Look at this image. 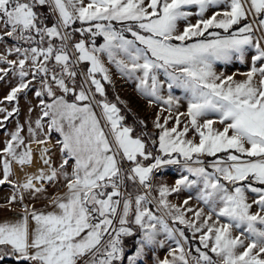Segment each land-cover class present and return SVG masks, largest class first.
Masks as SVG:
<instances>
[{
  "label": "snow or ice",
  "instance_id": "snow-or-ice-1",
  "mask_svg": "<svg viewBox=\"0 0 264 264\" xmlns=\"http://www.w3.org/2000/svg\"><path fill=\"white\" fill-rule=\"evenodd\" d=\"M220 5L227 7L205 18ZM45 7L55 17L51 25L40 11ZM193 15L199 17L194 24ZM97 37L104 41L99 46ZM5 38L14 41L7 51L17 59L0 54V62L10 66L0 68V80L11 72L20 82L4 99L16 101L38 81L35 95L50 102L40 99L36 127L42 129L49 118L48 130L63 137L59 167L52 166L44 148L41 159L49 172L41 169L19 188L35 197L44 189L33 180L54 182L63 176L67 191L53 197L51 211L25 205L18 220L0 223V261L11 256L26 264H120L126 258L139 264L150 246L163 243L157 237L164 233L176 247L169 251L171 259L159 264H189L190 253L181 243L188 238L182 228L169 225L166 215L194 236L200 233L204 250L196 248L195 264H264V0H0V40ZM250 49L253 66L243 81L214 71L218 62L242 60ZM104 55L122 76L138 82L150 103L163 101L169 112L178 106L173 88L184 90L187 111L176 115L174 126L167 127L171 115L161 123L158 114L154 121L160 129L159 154L122 124L116 104L95 100L97 93L105 95L102 80L111 82ZM85 64L90 66L82 70ZM94 101L108 131L93 111ZM0 111L7 112V120L18 109ZM210 114L217 118L208 119ZM181 116L187 119L182 128ZM20 132L18 126L0 150L5 156L0 185L9 181L13 160L32 162L31 148L17 152L23 145ZM189 132L193 139L187 138ZM141 158L154 162L146 166ZM168 165H182L187 174L172 187L160 186L157 208L165 212L156 215L147 206L152 203L148 194L133 197L127 185L138 183L150 193L151 175ZM193 188L207 212L189 208L191 196L180 206L167 199ZM248 191L256 196L251 202ZM23 199L14 193L8 203ZM133 224L140 235L134 254L126 256L124 238L136 236Z\"/></svg>",
  "mask_w": 264,
  "mask_h": 264
},
{
  "label": "rangeland",
  "instance_id": "rangeland-1",
  "mask_svg": "<svg viewBox=\"0 0 264 264\" xmlns=\"http://www.w3.org/2000/svg\"><path fill=\"white\" fill-rule=\"evenodd\" d=\"M87 2V0H85ZM227 6L226 5H220V6H214L213 8H210L205 13V18L210 17L214 11L224 10ZM51 14V13H50ZM53 18V22L55 20V17L51 14ZM199 19L198 16L193 15L189 18V21L191 23H196V20ZM242 23H244L242 21ZM117 28L119 25H116ZM181 30L183 28V22H181ZM222 31V30H221ZM223 34V33H222ZM129 38L130 37V34ZM103 38L97 37L96 44L99 46L102 44ZM14 45V41L11 38H5L4 40H0V54H4L8 56V59H17L16 54L8 53V49H10ZM254 53V49H250L248 53L245 54V57L241 59L233 58L229 62H218L214 65V71L218 75L222 76H233L235 81H243L246 79L245 73L250 71L252 65L251 61V54ZM102 59L105 63V66L109 68V75L111 77V82L104 81L109 84L110 91L114 95V98L117 100V102L120 104L123 112H125V115L129 118H138L139 122L143 121L141 123L143 131H141L140 136L142 139L145 140L147 147L150 151L153 152V155L159 154V132L160 129H157L154 126V121L156 120L157 115L159 114L161 117L160 122H164V117L171 115L173 117L172 120H169L167 127L171 128L175 124V117L179 113H186L187 111V98L186 94L183 89L179 88H173L171 94L174 97L178 98V106L174 105L171 109V112H169L167 105L163 103V101H155L153 100L151 103L149 102V98H146L143 96L137 89V81L135 79H128L127 77L122 76L119 71L116 69L115 65L110 63L107 60L106 55L102 56ZM86 67L90 66L88 64H85ZM260 65L257 64V67ZM10 67L5 62H0V68H8ZM85 67V66H84ZM83 68L82 70L86 69ZM115 73V74H114ZM2 75V74H0ZM97 78L101 79V74H97ZM163 79V77H161ZM29 80L31 77L28 78ZM79 79V78H78ZM257 80L259 77L256 78ZM103 81V80H102ZM20 82V79L17 75L13 73H9L8 75L4 76L3 80H0V109H6L7 111H12L13 108H17L18 112L13 113L11 117H8L7 120L4 119L7 112L6 111H0V150H2L6 146V142L11 139V134L17 130V127L19 126L21 128L20 135L23 138V145L20 146L17 149L18 153H22L28 149V140L36 139V138H42V137H49L53 143H56L54 145V151L48 152L47 156L50 158L52 166L53 167H59L61 160H62V154L59 151L60 145L58 144V141H61L63 137L56 132L55 130L49 131L47 128V123L49 118H44L43 124L44 127L42 129H39L36 127L35 121L41 117V105H40V99H45L46 102H50V98L43 96V97H37L35 95V92L39 90L40 85L38 81H34L32 83V86L22 91L18 94V99L16 101L9 102L5 100L4 98L8 95V93L11 91L13 87L18 86ZM167 88H163L161 91V95L166 99L168 95ZM97 95H95V100H97ZM103 101V100H102ZM93 111L96 113L97 118L100 120L101 126L105 127V131H108V128L106 127V121L103 116L102 108L98 106L95 101L93 102ZM113 104V103H111ZM136 115H135V114ZM208 119H216L215 114H210ZM181 125L182 128L184 123H187V119L185 116H181ZM124 126L132 127L134 129V135H136L137 130L132 124H124ZM29 126L34 130V133L29 132ZM216 128H221L222 126L219 124L214 125ZM47 133V135H45ZM188 139L194 138V133L189 132ZM196 141L198 142V137H196ZM15 143V142H14ZM32 149V162L26 165H34V164H40L43 166H46L45 168L49 169L47 165L43 163V160L41 159L42 150L46 147H51V143L49 141H46L44 144H39L37 142L30 144ZM5 159L4 154L2 151H0V179H3V160ZM211 159V158H207ZM143 161V158H141ZM13 160L12 162H14ZM154 161L149 158L146 161H143V163L147 166L148 164L153 163ZM15 164V168H16ZM127 166V165H126ZM36 168H43V167H35L31 170H35ZM16 170V169H15ZM68 170V167H67ZM16 174V171H15ZM187 173L183 170L182 165H168L165 166L159 170H156L153 172L150 178L151 183V191L150 193L148 190H146L143 186H139L138 184L132 185L134 187V190L137 192L132 193L133 197L138 194H148L149 200L152 201L151 204L147 205L156 215H164L165 210L157 208V202L159 200V188L161 185H167L169 187H172L175 185V182L178 178H180L181 175H186ZM14 177H12V163H11V173L9 176V181L5 182L3 185H0V223L2 222H15L20 218V215L23 213V208L25 205H27L30 209L34 207H41L38 208L37 211H51L53 210V206L50 207L43 205H46L48 202V197L51 196V194H48V190L52 187L55 182H58L62 176L59 177L58 180L54 182H48V181H42V185L36 186V187H43L44 191L41 193H37L35 197L32 196L30 191H24L23 189L19 188V184L16 183V181L13 180ZM129 183V182H128ZM33 184L38 185V182L35 181ZM129 186V184L127 185ZM259 186V185H255ZM128 191V190H127ZM129 192V191H128ZM16 194L19 196L20 194H23L24 199L23 201H15L13 203H8L10 197H12L13 194ZM248 196L249 202H251L253 199H255V194L248 191L246 193ZM189 196L192 197L191 200H189L188 207L189 208H204L205 212L208 211V208L205 207L201 202H199L196 199L197 196V190L195 188L193 189H182L178 194L172 193L170 194L167 199L171 204L175 205H182L183 201L187 199ZM19 206V207H18ZM21 207V208H20ZM10 211H4L7 209H13ZM20 209V210H19ZM257 208L254 205L252 211H256ZM3 211V212H2ZM186 218L191 220L193 219L192 213H186ZM165 219L168 221L169 225L173 228H182L185 232V236L188 238L185 242L183 239L179 237L177 234L176 238L181 239V243L184 244L185 251L189 252L187 259L189 260V264H195L194 257L198 255L196 252V248L200 247L202 250V245L199 244V235L200 233H196L195 236L193 235V231L189 228H187L185 225H180L178 222L173 224L170 217L165 215ZM215 219V217H213ZM116 227H119L118 222L116 224ZM134 231H136V236L134 237H127L124 238V248H125V254L133 255L134 254V248H135V240L139 238L140 232L138 230V226L132 225ZM238 234V233H235ZM158 241H162L163 243H158L156 245L150 246L146 253L140 258L139 264H159L160 260L165 259L166 257L171 259L169 256V251L172 248L176 247L175 241L169 237H167L166 234L160 233L157 237ZM213 258L215 259V256L213 254ZM0 264H26V262L18 261L15 259V257H7L4 260L0 261ZM120 264H128L127 259H123Z\"/></svg>",
  "mask_w": 264,
  "mask_h": 264
},
{
  "label": "crops",
  "instance_id": "crops-1",
  "mask_svg": "<svg viewBox=\"0 0 264 264\" xmlns=\"http://www.w3.org/2000/svg\"><path fill=\"white\" fill-rule=\"evenodd\" d=\"M115 74V73H114ZM96 95H99L98 93ZM100 96V95H99ZM94 104V103H93ZM135 114V113H134ZM136 115V114H135ZM133 125V124H132ZM134 126V125H133ZM141 131H143V129H138L137 130V133L141 134ZM38 140H45V141H49L51 143V147H46L49 149V152H53L54 151V144L52 143L51 139L49 137H42V138H36L35 140H31V141H28V148H31L30 144L31 143H34V142H37ZM32 150V149H31ZM71 161H70V164L68 166V171L70 173L71 171ZM15 164H18L19 166L23 167V168H26V169H33L35 167H43L42 169L44 170V172L47 174L49 172V169L45 168L46 166H43V165H40V164H34V165H21L19 164L17 161H14L12 162V177L14 181H16V183H18L19 185H22L24 184L26 181H23V182H19L16 178V174H15ZM29 164V163H28ZM65 180H64V177L62 176V178L58 181V182H55V184L52 185V187L50 188V190H48V194H51L50 197H48V202L46 203V205H43L42 207H45V206H48L50 207L52 204H51V201L53 199V197L57 196V195H62L63 193H65L67 191L66 189V186H65ZM138 184V183H136ZM35 185V184H34ZM42 184H38V185H35V186H40ZM139 185V184H138ZM141 187V185H139ZM256 197V196H255ZM19 207V206H18ZM21 208V207H20ZM36 210L38 208H41L40 206L38 207H34ZM10 210H14L13 209H7V210H4V211H10ZM20 210V209H19ZM24 210V208H23ZM3 212V211H2Z\"/></svg>",
  "mask_w": 264,
  "mask_h": 264
},
{
  "label": "trees",
  "instance_id": "trees-1",
  "mask_svg": "<svg viewBox=\"0 0 264 264\" xmlns=\"http://www.w3.org/2000/svg\"><path fill=\"white\" fill-rule=\"evenodd\" d=\"M40 11L43 12V13L45 14V16L47 17V19H46V23H48L49 25H51V23H53V18H52V16H51L50 12L47 11V8H46V7H45V8H41ZM74 26H75V27H79V24L77 23V24L74 25ZM75 39H79V34H77V36L75 37ZM84 66L86 67V65H84ZM85 67H84V68H85ZM102 83H103L104 86H105V95H104L103 97L97 95V96H96V97H97V100H99V101L103 100V101L108 102V103L116 104L117 107L120 109V113H119V115L123 116V118H124L123 121H122V123H124V124H133L134 127L136 128V130H138V129H139V130L142 129L141 123L139 122L138 118H135V119L132 118V117H129V118H128V117L125 115V112H123V110H122L120 104L117 102V100L114 98V95H113L112 92L109 90V89H110L109 84L106 83V82H104V81H102ZM69 99H71V97H69ZM136 135H137V136H140L139 133H136ZM31 140H35V139H31ZM31 140H28V141H31ZM28 141H27V142H28ZM53 144L56 145V143H54V141H53ZM128 184H129V186H127V190H128L129 192L134 193V192L139 191V190H137V191L134 190V187H132V185H134V184H133L132 182H129Z\"/></svg>",
  "mask_w": 264,
  "mask_h": 264
},
{
  "label": "bare ground",
  "instance_id": "bare-ground-1",
  "mask_svg": "<svg viewBox=\"0 0 264 264\" xmlns=\"http://www.w3.org/2000/svg\"><path fill=\"white\" fill-rule=\"evenodd\" d=\"M16 178L19 182L27 181L29 177L38 176L42 168H36L34 171L31 169L23 168L19 165H16ZM37 181L38 184H42L43 182L40 180H33V182Z\"/></svg>",
  "mask_w": 264,
  "mask_h": 264
},
{
  "label": "built area",
  "instance_id": "built-area-1",
  "mask_svg": "<svg viewBox=\"0 0 264 264\" xmlns=\"http://www.w3.org/2000/svg\"><path fill=\"white\" fill-rule=\"evenodd\" d=\"M126 166V165H125Z\"/></svg>",
  "mask_w": 264,
  "mask_h": 264
}]
</instances>
